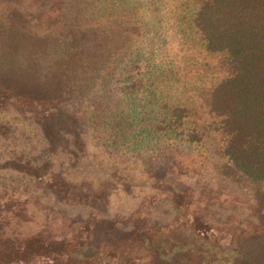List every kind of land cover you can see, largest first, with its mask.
I'll return each mask as SVG.
<instances>
[{"label":"rangeland","instance_id":"obj_1","mask_svg":"<svg viewBox=\"0 0 264 264\" xmlns=\"http://www.w3.org/2000/svg\"><path fill=\"white\" fill-rule=\"evenodd\" d=\"M16 2L1 4L0 14L22 13L27 25L20 23V36L45 53L32 72L34 83L15 89L19 100L0 110L1 204L24 206L22 230L47 227L88 251L112 244L128 250L130 240L147 244L160 235L168 251V245L186 248L183 255L173 248L169 264H264V183L240 179L220 154L209 105L227 68L224 56L206 51L193 28L201 0H151L150 19L133 35H106L111 45L98 32L102 15L91 9L83 13L90 19L80 20V7L66 0ZM66 40L88 43L93 50L87 55H97L100 71L85 72L63 56L58 44L68 46ZM19 41L0 51L2 66ZM130 41L138 46L135 62L118 77L113 70L126 66L119 49ZM147 71L151 76L144 79ZM138 79L143 86L135 104L184 108L187 124L202 133L201 144L174 146L156 134L133 151L143 135L125 97L132 87L121 86ZM146 110L142 128L157 120L158 112ZM145 256L143 264H151Z\"/></svg>","mask_w":264,"mask_h":264},{"label":"trees","instance_id":"obj_2","mask_svg":"<svg viewBox=\"0 0 264 264\" xmlns=\"http://www.w3.org/2000/svg\"><path fill=\"white\" fill-rule=\"evenodd\" d=\"M66 2L80 7V20L90 19L83 16L85 8L102 15L96 25L99 35L110 45L111 41L106 35L115 33L122 39V35L127 32L130 36L142 26L140 23L152 15L151 0H147L148 4L144 3L142 7L140 0ZM15 3L16 0H0V5ZM142 11L145 12L139 22ZM24 20L23 14L15 9H10L6 15L0 14V51L10 50L7 43L12 45L15 39L20 40L14 58H10L7 66L0 64V110L14 103V100H19L15 89L28 90V83L35 80L32 72L41 56H45V53H36L29 36H20V23L27 25ZM193 28L206 51L224 56L223 62L227 68L226 77L215 84L211 91L209 105L210 113L217 120L215 129L221 139L220 154L232 165L240 179L264 183V0H201L194 15ZM66 42L69 45L65 47L64 44H58L63 47L60 50L63 56H67L85 72L100 71L97 55H87L93 50L88 43L81 44V40ZM137 47L130 41V46H121L119 49L120 63L126 66L113 70L118 73V77H121L119 70L124 71L135 62L131 56ZM124 57L131 61L127 63ZM136 58H140V54H136ZM113 65H119L118 55ZM148 74L151 76L150 71H147L144 79ZM107 79L106 76L102 78L103 84L107 83ZM128 79L123 78L124 82ZM139 83L138 79L129 82L128 87L121 86V90L132 87V96L125 97L131 101L128 105L139 127L136 133L143 135L141 140H135L132 144L133 151L144 146L156 134L174 146L192 147L202 143L199 129L187 124V110L184 108L165 104L156 107L146 104L141 107L139 103L135 104V91L143 86H138ZM31 86L33 84L28 88ZM146 109L158 112L155 115L157 120L152 126L142 128L140 126L144 118L141 116L147 112ZM118 120L125 123L124 114L118 115ZM2 198L0 196V264H143L147 258L145 254L150 255L151 264H169L176 255L173 248H179L182 255L186 251L182 245H168V251L165 248L167 243L160 235L148 238L147 244L130 240L133 246L128 250H121L112 244L110 250L93 251L91 248L92 251H88L77 244L79 240L58 236L47 227L24 232L22 226L28 223L26 209L14 202L2 205Z\"/></svg>","mask_w":264,"mask_h":264}]
</instances>
